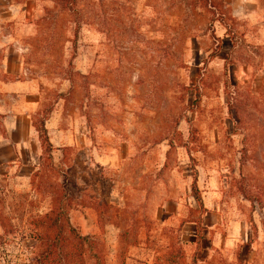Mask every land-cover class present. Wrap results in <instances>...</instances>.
Segmentation results:
<instances>
[{"label":"rangeland","instance_id":"374dc122","mask_svg":"<svg viewBox=\"0 0 264 264\" xmlns=\"http://www.w3.org/2000/svg\"><path fill=\"white\" fill-rule=\"evenodd\" d=\"M7 76L35 83L74 145L0 170V264H264V16L229 0H0Z\"/></svg>","mask_w":264,"mask_h":264},{"label":"crops","instance_id":"0c3cea01","mask_svg":"<svg viewBox=\"0 0 264 264\" xmlns=\"http://www.w3.org/2000/svg\"><path fill=\"white\" fill-rule=\"evenodd\" d=\"M233 16L249 20H261L264 16V0H229ZM10 63L7 61L5 66ZM11 66L7 72H15L18 65ZM20 72V71H19ZM23 76L25 72L22 69ZM35 83L20 76H7L0 79V170L8 172L12 167L22 169L33 167L40 159L43 149L36 124L38 118H43V127L46 130L50 149L63 151L74 145L72 130L61 128L60 115L50 110L43 115L44 101L37 94ZM87 156H90L87 148ZM96 162L109 163L111 156L104 151L93 150ZM168 203V202H166ZM176 203V202H175ZM179 206L176 203L175 213L178 215ZM162 214H173V209L162 207ZM227 240L235 241L239 226L231 224Z\"/></svg>","mask_w":264,"mask_h":264},{"label":"trees","instance_id":"16d2710c","mask_svg":"<svg viewBox=\"0 0 264 264\" xmlns=\"http://www.w3.org/2000/svg\"><path fill=\"white\" fill-rule=\"evenodd\" d=\"M43 118H38L37 120V124H36V127H37V130L39 132V137H40V141H41V145H42V149H43V152L45 151H49V149L51 148L50 147V144L48 142V138H47V135H46V130L45 128L43 127V121H42ZM40 225H43L44 226V230L45 232H43V235H47L49 234V232L51 231L52 227L51 225L49 224H44L42 223V221L40 222ZM70 232L73 231L72 228H68ZM59 235L61 234L62 230H60V227H59ZM44 245H45V249L47 250L46 254L39 256L41 259V263L46 261L51 255H52V252H53V249L55 248V245L54 244H51L47 241H44ZM59 247L61 246V244H58Z\"/></svg>","mask_w":264,"mask_h":264}]
</instances>
